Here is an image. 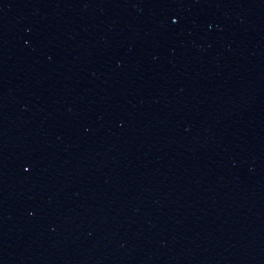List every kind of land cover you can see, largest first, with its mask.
Masks as SVG:
<instances>
[{
    "label": "water",
    "instance_id": "obj_1",
    "mask_svg": "<svg viewBox=\"0 0 264 264\" xmlns=\"http://www.w3.org/2000/svg\"><path fill=\"white\" fill-rule=\"evenodd\" d=\"M0 264H264V0H0Z\"/></svg>",
    "mask_w": 264,
    "mask_h": 264
}]
</instances>
